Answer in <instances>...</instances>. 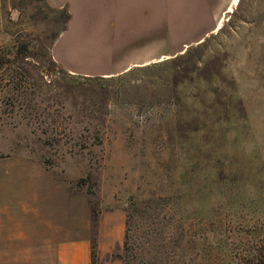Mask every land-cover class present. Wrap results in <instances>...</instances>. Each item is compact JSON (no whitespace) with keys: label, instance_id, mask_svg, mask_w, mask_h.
I'll return each instance as SVG.
<instances>
[{"label":"rangeland","instance_id":"obj_1","mask_svg":"<svg viewBox=\"0 0 264 264\" xmlns=\"http://www.w3.org/2000/svg\"><path fill=\"white\" fill-rule=\"evenodd\" d=\"M106 7L0 0V264L95 233L123 264H264V64Z\"/></svg>","mask_w":264,"mask_h":264},{"label":"crops","instance_id":"obj_2","mask_svg":"<svg viewBox=\"0 0 264 264\" xmlns=\"http://www.w3.org/2000/svg\"><path fill=\"white\" fill-rule=\"evenodd\" d=\"M134 0L132 4L124 0H106L112 7H106L105 18L110 22L131 16L134 20H151V27H135L137 31H146L148 37L160 36V21H166L172 35L193 36L198 40L214 33L216 38H246L245 43L239 41L238 59H232L231 64H264V61L256 60L254 50L249 45L254 43V38H262L264 51V0ZM116 4H123L118 7ZM232 7V10H229ZM109 8V9H108ZM111 23V24H112ZM214 29V32H211ZM121 31V30H119ZM114 31L107 28L105 31L106 45L111 49L116 44L112 43L109 35L113 36ZM171 35V34H169ZM111 36V37H112ZM111 40V41H110ZM158 47V43H157ZM219 51H228L225 49ZM232 54L234 48H230ZM233 58V57H232ZM123 224L118 221L112 232V241L123 238ZM101 234H88L83 236L68 235L61 239H50L48 244L52 247L54 264H103L106 258L112 260L111 264H123L119 257H113L112 251L116 246L113 242H105ZM114 241V243H115ZM110 254V255H109ZM110 256V257H109Z\"/></svg>","mask_w":264,"mask_h":264}]
</instances>
